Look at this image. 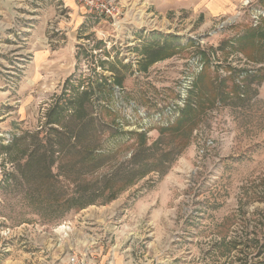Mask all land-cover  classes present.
Listing matches in <instances>:
<instances>
[{"label": "rangeland", "instance_id": "obj_1", "mask_svg": "<svg viewBox=\"0 0 264 264\" xmlns=\"http://www.w3.org/2000/svg\"><path fill=\"white\" fill-rule=\"evenodd\" d=\"M114 1L116 26L85 9L53 79L26 77L13 47L0 57L20 101L0 117V264L107 244L137 264H264V0Z\"/></svg>", "mask_w": 264, "mask_h": 264}, {"label": "crops", "instance_id": "obj_2", "mask_svg": "<svg viewBox=\"0 0 264 264\" xmlns=\"http://www.w3.org/2000/svg\"><path fill=\"white\" fill-rule=\"evenodd\" d=\"M39 1L41 0H0V57L7 54L8 47H13L15 50L13 55L18 57V60L22 59L24 53L29 55V61H27L24 69L21 66L22 73H25L26 77L53 79L66 71V63L70 65L72 62L69 54L72 50L71 47H74L72 41L75 40V35L81 25L89 24L87 20H89L90 15H87L89 13L76 0H55L58 3V8H61L65 16L54 22L52 18L56 14L55 7L39 8ZM116 1L128 11H133L137 6L146 10L153 2L158 5L157 7L161 12H167L168 10L191 11L205 5L209 13L225 14L238 8L243 0ZM24 19L30 20L26 38L22 37V33L19 34L20 29L27 25V23H24ZM61 43H66L64 47H68L62 53L69 52L62 59L60 58L61 50L58 48ZM2 73L4 71L0 69V117L8 105L13 104L15 106V104L20 103L15 99V94L10 91L8 81L4 79V77H9L7 75L3 76ZM5 74H12V71H5ZM90 254L97 262L102 264H137L135 261L129 260L125 253L114 245L107 244L106 250L98 246L91 250Z\"/></svg>", "mask_w": 264, "mask_h": 264}, {"label": "built area", "instance_id": "obj_3", "mask_svg": "<svg viewBox=\"0 0 264 264\" xmlns=\"http://www.w3.org/2000/svg\"><path fill=\"white\" fill-rule=\"evenodd\" d=\"M76 2L89 13L96 14L101 18L112 21V26H116L117 20L121 17V8L114 0H76ZM82 256L74 255L68 264H102L84 250Z\"/></svg>", "mask_w": 264, "mask_h": 264}]
</instances>
